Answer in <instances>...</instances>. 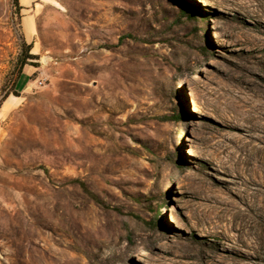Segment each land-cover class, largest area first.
<instances>
[{"label":"rangeland","instance_id":"374dc122","mask_svg":"<svg viewBox=\"0 0 264 264\" xmlns=\"http://www.w3.org/2000/svg\"><path fill=\"white\" fill-rule=\"evenodd\" d=\"M18 4L0 0V264H264V169L237 162L264 146L243 114L264 103V0Z\"/></svg>","mask_w":264,"mask_h":264},{"label":"bare ground","instance_id":"6f19581e","mask_svg":"<svg viewBox=\"0 0 264 264\" xmlns=\"http://www.w3.org/2000/svg\"><path fill=\"white\" fill-rule=\"evenodd\" d=\"M243 114L245 115L246 120H251L253 122L255 131L261 132L264 136V103L249 101L247 108L243 111ZM237 149L240 153L237 157V162L240 167L247 172V174L249 172L251 173L253 166H249L255 162V158L260 161L262 168L264 169V146H253L243 143L237 146ZM226 211L230 212L231 210L227 208Z\"/></svg>","mask_w":264,"mask_h":264},{"label":"trees","instance_id":"16d2710c","mask_svg":"<svg viewBox=\"0 0 264 264\" xmlns=\"http://www.w3.org/2000/svg\"><path fill=\"white\" fill-rule=\"evenodd\" d=\"M13 6L16 7L17 11H19L21 8L18 4V0H13ZM30 49H31V45H27L25 47V50H24V56L25 57L20 60V64H19L18 69H17L16 74H15V80L13 83L14 89L16 88V85H17L18 80L20 79V76L22 75V73H24V67H25V65H27L26 60L27 59L31 60L34 58L33 55L28 54V51Z\"/></svg>","mask_w":264,"mask_h":264},{"label":"built area","instance_id":"2783aa9c","mask_svg":"<svg viewBox=\"0 0 264 264\" xmlns=\"http://www.w3.org/2000/svg\"><path fill=\"white\" fill-rule=\"evenodd\" d=\"M45 78L43 77H38L33 81L34 88L38 89L41 88L44 85Z\"/></svg>","mask_w":264,"mask_h":264},{"label":"crops","instance_id":"0c3cea01","mask_svg":"<svg viewBox=\"0 0 264 264\" xmlns=\"http://www.w3.org/2000/svg\"><path fill=\"white\" fill-rule=\"evenodd\" d=\"M27 86H28V82H27V84H25L22 88H21V90L20 91H23V90H25L26 88H27Z\"/></svg>","mask_w":264,"mask_h":264}]
</instances>
